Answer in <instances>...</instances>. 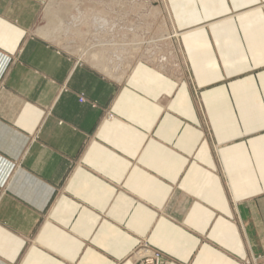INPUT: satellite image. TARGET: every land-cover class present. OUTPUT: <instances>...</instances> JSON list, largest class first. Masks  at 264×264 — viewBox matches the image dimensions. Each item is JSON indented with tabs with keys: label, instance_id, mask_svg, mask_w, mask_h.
<instances>
[{
	"label": "crops",
	"instance_id": "obj_1",
	"mask_svg": "<svg viewBox=\"0 0 264 264\" xmlns=\"http://www.w3.org/2000/svg\"><path fill=\"white\" fill-rule=\"evenodd\" d=\"M45 1L0 0V264L264 258V0H164L176 59L120 82L34 33Z\"/></svg>",
	"mask_w": 264,
	"mask_h": 264
},
{
	"label": "rangeland",
	"instance_id": "obj_2",
	"mask_svg": "<svg viewBox=\"0 0 264 264\" xmlns=\"http://www.w3.org/2000/svg\"><path fill=\"white\" fill-rule=\"evenodd\" d=\"M52 1H54V8L64 9L68 12L64 16L66 28L60 38L49 42L62 52L78 58L79 61H76V64H84L93 70H100L110 79L120 82L129 74L138 59L150 58L154 60L164 52L169 54L173 60L176 59L174 43L176 37L169 29L170 21L164 0H124L125 4L117 7L118 10L115 8V12H112L114 9L111 0H106L107 2L105 0L102 2L101 0ZM98 1L100 5L108 6L106 9L110 11V14L103 16L104 13H101L103 8L99 6ZM45 2V7H47L50 0ZM74 3L76 5L72 8ZM119 8L121 9L119 10ZM89 12L93 14L91 15ZM100 17H106L104 23L106 26L100 24V21L96 24L94 19ZM99 52L102 58L99 56ZM92 54L94 55L92 56ZM99 57L101 63L97 65L93 59ZM9 63L10 61L6 62L7 65ZM104 68L106 69L104 70ZM83 101L84 99L80 97L79 102ZM134 251L130 257L134 264H173L171 257L150 247L147 243L139 244ZM141 252H147V255L138 257V253ZM243 264H264V258L255 256L244 260Z\"/></svg>",
	"mask_w": 264,
	"mask_h": 264
},
{
	"label": "bare ground",
	"instance_id": "obj_3",
	"mask_svg": "<svg viewBox=\"0 0 264 264\" xmlns=\"http://www.w3.org/2000/svg\"><path fill=\"white\" fill-rule=\"evenodd\" d=\"M106 1V0H105ZM113 1V11L112 12H115V8L117 9V7L119 6H122L124 5L125 3L123 2L124 0H111ZM126 1V0H125ZM87 2V1H86ZM89 2V1H88ZM99 2V1H98ZM102 2V0H101ZM104 2V1H103ZM107 2V1H106ZM104 2V3H106ZM128 2V1H127ZM61 4V3H60ZM89 4V3H88ZM102 4V3H101ZM76 5V3L72 4V8ZM133 5V4H132ZM99 6H102V10L103 12H101L102 14L104 13L103 16H105V14H110V11L108 9H106V6L105 5H100V2H99ZM127 6V5H126ZM55 5H54V1L50 0V3L48 4V6L45 8L44 12L41 13L43 14L42 15V22L41 24L37 27V29L35 30V34L37 36H39L40 38L42 39H45L47 41H53V40H58L63 32V30H65L66 28V25H65V22H64V16L67 14L68 11L66 10H58L57 8H54ZM105 7V8H104ZM108 7V6H107ZM112 8V6H111ZM110 8V10H111ZM131 8V7H130ZM121 8H119L120 10ZM123 9V8H122ZM91 10V9H90ZM118 10V9H117ZM125 10V9H124ZM100 12V10H99ZM98 12V13H99ZM127 13V12H126ZM87 14V13H86ZM89 14H91L89 12ZM93 14V13H92ZM91 14V15H92ZM70 15V14H69ZM87 16V15H86ZM90 16V15H89ZM94 16V15H93ZM115 17V16H114ZM83 18V17H82ZM106 17H100V18H95L94 20L96 21V24L97 22L100 21V24H104L106 22ZM89 19V18H88ZM109 19V18H108ZM42 23H44L42 25ZM99 24V23H98ZM99 24V26H100ZM85 25V24H84ZM105 25V24H104ZM103 26V25H102ZM106 26V25H105ZM96 27V26H94ZM98 27V26H97ZM104 28V27H102ZM100 28V29H102ZM89 29V28H88ZM104 34V33H103ZM167 36V35H166ZM102 37V36H101ZM167 39V38H166ZM170 39V38H169ZM101 43V42H100ZM101 45V44H100ZM102 47V46H101ZM106 47V46H105ZM110 47V45H109ZM116 47V46H114ZM103 48V47H102ZM111 48V47H110ZM112 50V49H111ZM93 52V51H92ZM106 52V51H105ZM100 53V52H99ZM97 53V54H99ZM96 54V53H95ZM94 54H92L93 56ZM99 56L102 58L101 56V53L99 54ZM97 58V59H93V62H95V64L99 65L101 63V58ZM95 58V57H94ZM105 63V62H104ZM107 68V67H106ZM104 68V70L106 69ZM112 68V67H111ZM108 70V69H107ZM113 70V68H112ZM106 72V71H105ZM147 252H142L138 255V257L140 256H143L144 254H146ZM149 253V252H148ZM137 254V253H136ZM144 255V256H145ZM135 257V256H134ZM136 258V257H135Z\"/></svg>",
	"mask_w": 264,
	"mask_h": 264
}]
</instances>
